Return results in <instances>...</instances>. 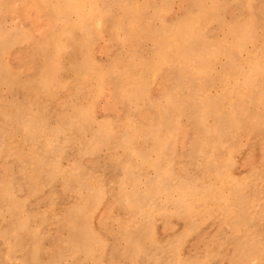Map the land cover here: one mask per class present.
<instances>
[{"label":"rangeland","instance_id":"rangeland-1","mask_svg":"<svg viewBox=\"0 0 264 264\" xmlns=\"http://www.w3.org/2000/svg\"><path fill=\"white\" fill-rule=\"evenodd\" d=\"M0 74V264H264V0H0Z\"/></svg>","mask_w":264,"mask_h":264},{"label":"bare ground","instance_id":"bare-ground-1","mask_svg":"<svg viewBox=\"0 0 264 264\" xmlns=\"http://www.w3.org/2000/svg\"><path fill=\"white\" fill-rule=\"evenodd\" d=\"M139 31H140V30H139ZM130 34H131V33H130ZM41 43H42V42H41ZM43 44H44V43H43ZM60 46H61V45H60ZM187 48H188V47H187ZM33 49H34L33 52L36 54V52L41 51L43 48H42V45H38V46L36 45V46H33ZM65 49H66V48H65ZM43 50H44V49H43ZM56 51H57V50H56ZM38 53H39V52H38ZM58 55H59V54H58ZM181 55H182V54H181ZM28 56H29V54L27 53V57H28ZM30 56H31V55H30ZM32 57H33V56H32ZM29 60H30V59H29ZM54 60H55V59H54ZM24 64H25V63H24ZM1 69H2V68H1ZM2 70H3V69H2ZM4 70H5V69H4ZM5 73H6V72H5ZM5 73H4V74H5ZM7 73H8V72H7ZM7 73H6V75H7ZM37 74H38V73H37ZM0 75H1V74H0ZM6 75H5V78H6V80H7L6 82H9V83H10V81H9L10 78H9V77L7 78ZM11 75H13V74H11ZM16 75H17V74H16ZM1 76H2V75H1ZM3 77H4V76H3ZM13 77H14V75H13ZM5 78H4V79H5ZM4 79H3V81H5ZM1 81H2V78L0 77V82H1ZM32 81H35V80H32ZM31 87H32V86H31ZM29 88H30V87H29ZM233 117H234V116H232V117H228V118H226L225 120H223V121H222V122H223V125L227 126L228 123L231 122V121L233 120ZM237 124H238V123H237ZM231 126H232V125H231ZM196 141H197V140H196ZM42 164H43V163H42ZM42 164H41V165H42ZM39 169H41V166H40ZM44 171H45V169H44ZM44 171H43V172H44ZM56 173H57V172H56ZM242 204H243V203H242ZM76 211H77V210H76ZM77 212H79V211H77ZM74 214H75V212H74ZM77 215H78V213L76 214V216H77ZM16 216H17V215H16ZM72 216H73V215H72ZM14 217H15V216H14ZM77 217H78V216H77ZM15 218H16V217H15ZM15 220H16V219H15ZM18 221H19V220H18ZM76 221H78V218H77ZM76 221H75V222H76ZM81 222H82V221H81ZM17 223H18V222H17ZM84 223H85V222H84ZM78 224H79V222H78ZM86 224H87V223H86ZM82 225H84V224H82ZM76 226H77V224H76ZM75 228H76V227H75ZM79 228H80V227H79ZM7 232H9V231H7ZM22 232H23V231H22ZM9 233H10V232H9ZM137 233H138V232H137ZM12 235H13V234H12ZM0 236H1V235H0ZM140 236H141V235H140ZM20 237H21V236H20ZM20 239H21V238H20ZM18 241H19V240H18ZM29 242H30V241H29ZM35 246H36V245H35ZM22 247H23V246H22ZM248 248H249V247H248ZM246 250H247V249H246ZM240 252H241V251H239V253H240ZM250 252H251V251H250ZM237 256H238V255H237ZM256 257H257V256H256ZM38 259H39V258H38ZM243 262H245V261H243ZM242 264H243V263H242ZM245 264H246V263H245Z\"/></svg>","mask_w":264,"mask_h":264}]
</instances>
